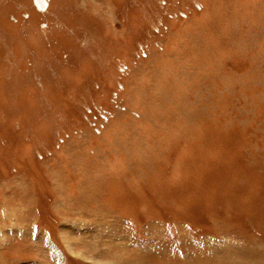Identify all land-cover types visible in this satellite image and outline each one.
<instances>
[{"label":"rangeland","instance_id":"374dc122","mask_svg":"<svg viewBox=\"0 0 264 264\" xmlns=\"http://www.w3.org/2000/svg\"><path fill=\"white\" fill-rule=\"evenodd\" d=\"M0 0V264H264V0Z\"/></svg>","mask_w":264,"mask_h":264},{"label":"bare ground","instance_id":"6f19581e","mask_svg":"<svg viewBox=\"0 0 264 264\" xmlns=\"http://www.w3.org/2000/svg\"><path fill=\"white\" fill-rule=\"evenodd\" d=\"M38 2H39V4H40V6H42V8L45 7V4H46V3H45V2H46L45 0H39Z\"/></svg>","mask_w":264,"mask_h":264},{"label":"water","instance_id":"95a60500","mask_svg":"<svg viewBox=\"0 0 264 264\" xmlns=\"http://www.w3.org/2000/svg\"><path fill=\"white\" fill-rule=\"evenodd\" d=\"M36 1H37L38 5L40 6V4H39V2H38L39 0H36ZM40 7H42V6H40Z\"/></svg>","mask_w":264,"mask_h":264}]
</instances>
